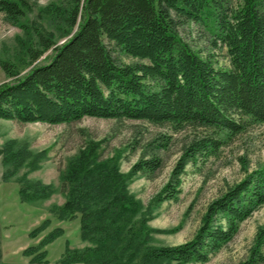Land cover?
Here are the masks:
<instances>
[{
	"label": "trees",
	"instance_id": "trees-1",
	"mask_svg": "<svg viewBox=\"0 0 264 264\" xmlns=\"http://www.w3.org/2000/svg\"><path fill=\"white\" fill-rule=\"evenodd\" d=\"M236 1L62 0L45 9L49 31L42 24H21L33 11L29 0H0L5 21L23 30L15 62L0 59L1 69L13 78L0 86V120L49 125L87 117L139 120L176 131L204 128L228 138L264 124V0ZM190 24L204 27L215 47L227 49L228 70L216 68L183 37L182 30ZM48 52L52 56L47 63L22 75ZM121 55L138 62L125 64ZM221 146L214 137L192 142L150 209L177 200L187 165ZM100 148V142H91L61 175L66 202L50 211L59 221L79 218L81 239L89 243L84 249L67 247L61 264L207 263L264 206L263 168L209 204L191 240L155 245L153 234L163 231L151 228L152 211L129 186L137 175L161 170L163 160L141 159L125 174L116 157H101ZM0 156L13 167L4 177L8 181L21 168L39 169L46 153L35 154L26 145L15 148V142H9ZM20 185L23 203L54 194L52 186L41 182L20 179ZM49 226L45 221L30 237ZM63 234L61 228L53 230L25 255L45 261V247ZM241 264H264V226Z\"/></svg>",
	"mask_w": 264,
	"mask_h": 264
},
{
	"label": "rangeland",
	"instance_id": "rangeland-1",
	"mask_svg": "<svg viewBox=\"0 0 264 264\" xmlns=\"http://www.w3.org/2000/svg\"><path fill=\"white\" fill-rule=\"evenodd\" d=\"M29 1L33 11L21 24H42L51 31L45 9L62 0ZM233 1L237 3L236 0ZM182 35L201 57H210L216 68H230L227 49L215 47L204 27L187 25L182 30ZM21 37L23 30L20 26L9 24L4 15L0 14V59L14 61L19 51L17 39ZM51 56V52L46 53L37 63L22 71V75L36 65L47 63ZM119 58L125 64L138 62L124 55ZM12 81L13 78H9L0 67V86ZM203 137H214L222 142V146L217 152L199 156L187 165L180 178L181 192L177 200L154 204L151 210L150 204L170 182L180 157L192 142ZM9 142H15V148L26 145L35 154L43 151L46 153L39 169L21 168L8 181H4V177L13 167L5 165L0 156V187L2 192L8 194L3 196L8 203L2 207V213H6L7 223L12 224V232L18 244L38 246L53 230H64L62 238H58L48 248L51 261L65 255L67 247L76 250L89 246L88 242L81 239L79 218L59 221L50 210L53 206H62L66 202L61 175L70 160L91 142L101 143L99 154L103 159L116 157L121 172L125 174L141 159L158 157L163 160L161 170L151 175L139 174L131 180L129 186L131 193L141 201L145 209L152 211L149 223L151 228L163 231L153 234L155 245L176 246L191 240L200 228L209 204L255 171L264 168V124L253 125L245 133L228 138L224 134L213 135L212 131L204 128L185 126L176 131L169 125L159 126L139 120L87 117L79 122L61 125L0 120V149ZM162 143L168 145L163 148ZM20 179L50 185L54 194L47 200L23 203L19 196ZM47 220L50 221V226L38 237H30ZM220 224L225 225V222L220 221ZM263 226L264 206L240 226L233 241L214 254L209 262L195 264L243 263L249 258L256 234Z\"/></svg>",
	"mask_w": 264,
	"mask_h": 264
},
{
	"label": "crops",
	"instance_id": "crops-1",
	"mask_svg": "<svg viewBox=\"0 0 264 264\" xmlns=\"http://www.w3.org/2000/svg\"><path fill=\"white\" fill-rule=\"evenodd\" d=\"M1 189L2 188L0 187V264H61V258L64 254L54 261L49 259L48 254L49 246L57 240L48 245L45 249L47 251V259L43 262H35L33 261L32 256L25 255V251L28 248L35 246L18 244L17 239L15 238L16 236L12 232V224L7 223L8 218L6 213H2V207L8 203L7 198L3 196L8 194L5 193V191L2 192Z\"/></svg>",
	"mask_w": 264,
	"mask_h": 264
}]
</instances>
